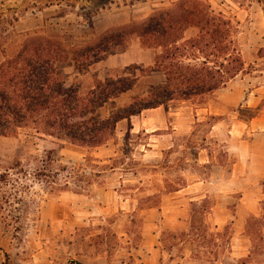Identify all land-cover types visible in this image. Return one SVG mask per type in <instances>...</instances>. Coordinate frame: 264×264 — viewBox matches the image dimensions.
<instances>
[{
  "label": "rangeland",
  "instance_id": "374dc122",
  "mask_svg": "<svg viewBox=\"0 0 264 264\" xmlns=\"http://www.w3.org/2000/svg\"><path fill=\"white\" fill-rule=\"evenodd\" d=\"M173 1L0 0V62L20 50L29 32L42 31L81 46L110 28L141 23ZM210 1L215 7L232 10L243 24L246 72L228 87L200 101L171 105L170 113L164 106L159 114L146 111L145 118L134 117L131 132L124 120L98 145L74 144L49 136L0 135V264H264V212L248 223L252 245L246 237L229 236L238 232V224H228L220 231L227 235V243L224 240L220 249L212 225L205 230L211 235L206 241L197 236L195 242L191 238L176 240L171 235L175 217L168 227L162 223L163 213L147 209V204L158 205L160 201V194L152 195L161 188L159 174L165 171L164 176L175 181L181 175L163 170L172 160L157 152L160 146L171 144L161 143L158 135L173 132L178 111L192 121L195 115H205L203 109L207 107L223 112L220 118L197 122L191 137L194 142L207 138L218 118L227 119L228 129H235L239 138L264 134V56L259 57L264 49V2L240 7L231 0ZM193 34L189 30L185 35ZM154 56L153 49L132 37L87 72L73 66L66 72L70 82L85 92L96 78L126 75L132 65L148 67ZM161 78V74L153 73L128 94L123 104L143 96L151 81ZM120 107L104 106L99 112L107 118ZM143 119L150 123L141 127ZM253 119L256 121L250 130ZM142 128L157 131L150 135ZM185 130L187 127L179 134H186ZM150 171L155 175L144 182L142 176ZM160 229L168 234L162 240L166 250L162 259L150 251L155 247L152 235ZM194 245L200 249L190 258L187 250ZM236 246L245 251L251 248L250 258L235 257Z\"/></svg>",
  "mask_w": 264,
  "mask_h": 264
},
{
  "label": "trees",
  "instance_id": "16d2710c",
  "mask_svg": "<svg viewBox=\"0 0 264 264\" xmlns=\"http://www.w3.org/2000/svg\"><path fill=\"white\" fill-rule=\"evenodd\" d=\"M231 1L240 7L264 2ZM242 29L236 13L210 0H175L141 23L110 28L81 46L42 31L29 32L20 50L0 62V135L98 145L119 122L145 109L200 101L246 72ZM189 30L194 34L186 37ZM132 37L154 50L152 65H132L126 75L96 78L85 92L70 82L68 67L87 72ZM263 56L264 49L259 53ZM153 73L161 74V80L151 81L143 96L123 104ZM104 106L122 107L102 118Z\"/></svg>",
  "mask_w": 264,
  "mask_h": 264
},
{
  "label": "crops",
  "instance_id": "0c3cea01",
  "mask_svg": "<svg viewBox=\"0 0 264 264\" xmlns=\"http://www.w3.org/2000/svg\"><path fill=\"white\" fill-rule=\"evenodd\" d=\"M187 104L189 103L176 106ZM162 107L145 109L141 114L132 116L130 121L127 120L129 131L134 130V117L145 118L146 111L159 114ZM170 108L164 106L165 112L170 113ZM203 110L206 114L202 117L199 114L195 115L193 121L184 112L178 111L175 114L178 116L173 132L158 135L161 143H171L169 146H160V150H157L163 157L169 156L172 160L168 166L163 167V170L179 171L181 175L175 181L164 176L165 171L159 174L161 188L157 187L152 195L160 194V201L158 205L147 204V209L163 213L162 223L165 226H168V222L175 217L174 226L171 228L173 239L191 238V241L195 242L194 237L197 236L200 240L206 241L211 235L205 230L212 225L217 230L215 236L219 242L218 247L222 249L227 235L221 233V229L228 224L233 226L238 224V232H231L229 236L234 234L236 239L246 237L252 245V237L247 231L248 223L264 212V134L239 138L240 134H237L235 129H228L227 119H219L224 115L221 109L213 110L207 107ZM215 117L219 118L211 125L208 137L194 142V138L191 137L194 135L197 122ZM142 121L140 126L150 123L148 120ZM255 121L256 119H253L249 123L250 130L253 129ZM184 127H187L185 130L187 133L179 134L180 129ZM142 131L152 135L157 130L149 132L142 128ZM179 162L182 164L179 165ZM154 175L152 171L147 172L142 176L143 181L145 182L147 177L153 178ZM147 220L148 218L145 219ZM163 231L164 229L156 230L152 235L156 248L150 250L153 254L159 253L160 259L166 254L162 240L168 236L164 235ZM197 247L194 245L187 250L190 258H194L199 252L200 248ZM232 254L239 259L250 258L252 251L251 248L245 251L242 247L236 246Z\"/></svg>",
  "mask_w": 264,
  "mask_h": 264
}]
</instances>
